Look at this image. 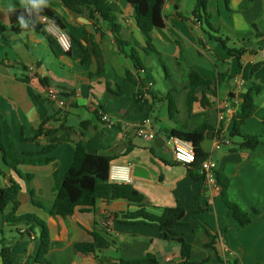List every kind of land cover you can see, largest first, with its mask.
Returning a JSON list of instances; mask_svg holds the SVG:
<instances>
[{
	"label": "crops",
	"instance_id": "obj_1",
	"mask_svg": "<svg viewBox=\"0 0 264 264\" xmlns=\"http://www.w3.org/2000/svg\"><path fill=\"white\" fill-rule=\"evenodd\" d=\"M195 5L196 0H167L165 27L152 31L150 45L128 0L111 3L118 33L98 14L92 17L82 7L48 0L46 8L61 19L72 40V50L59 56L41 35H0V41L4 37L10 44L0 42V113L10 122L15 156L38 159L26 154L40 152L55 139L65 140L48 155L54 160L48 165L6 166L0 152V189L10 182L21 189L16 211L10 204L2 216L33 215L47 223L51 240L46 262L39 263L40 229L35 224L5 223L0 217V253L9 247L12 264H123L148 258L159 264H184L181 246L168 240L164 231L123 221V213L138 210L124 199L100 200L90 212L77 211L68 218L50 215L57 194L55 172L64 180L83 122H89L84 131L87 152L111 159L109 178L112 167L130 169L129 180L111 183L131 185L146 198L151 213L184 208V224L174 231L192 247L189 264H264V0H209L210 32L193 15ZM12 6L16 8V0H0V24L9 25ZM213 36L226 38L228 48L241 54L229 53ZM116 37L125 46L120 48ZM191 70L210 85L196 89L190 108ZM155 71L164 74L160 89L155 88ZM254 86L263 91L242 134L259 136L261 146L245 151L231 133L243 97ZM50 89L61 93L63 106L49 98ZM170 99L175 101L173 115ZM225 100L231 111L221 119L218 102ZM48 118L52 119L44 131L52 134L37 142L23 140ZM137 124L161 139L158 146L155 140L137 136ZM203 124L210 127L201 144L207 160L229 179V200L252 216L244 228L229 214L218 184L209 188L174 159L172 132H193ZM93 232L110 246L82 254L77 246L92 243Z\"/></svg>",
	"mask_w": 264,
	"mask_h": 264
},
{
	"label": "trees",
	"instance_id": "obj_2",
	"mask_svg": "<svg viewBox=\"0 0 264 264\" xmlns=\"http://www.w3.org/2000/svg\"><path fill=\"white\" fill-rule=\"evenodd\" d=\"M65 7L79 6L89 10L94 14H98L105 22L109 23L118 33L119 27L116 25V19L113 14L111 3L115 0H61ZM130 5L134 8L136 20L139 28L148 38L150 45L151 33L155 29H162L165 27L164 7L167 0H128ZM209 0H196L193 15L197 17L199 22H204L207 27L213 30L210 22V14L208 11ZM24 12L20 6V2L16 0V8L10 11L9 25L0 24V35H5L7 32L16 35L35 33L43 36L51 46L56 56L62 55L61 50L56 40L47 31L46 25L43 24L42 18L50 19L60 29L66 31L65 24L61 19L49 8H42L40 12L31 10L24 12L27 28L23 29L18 23L17 17ZM214 39L220 42L229 53L241 54V50H233L228 48L226 39L222 37L213 36ZM117 44L120 48L125 46L124 41L116 37ZM1 43L10 45L3 37ZM156 53V52H155ZM159 56V54H158ZM137 64V61H136ZM139 65V64H138ZM136 66L139 69V66ZM26 69V68H24ZM21 81L29 82L28 78H22ZM210 81L202 79L194 70L188 74V86L191 93L188 99V105L191 108L195 101V91L200 87L209 86ZM263 89L258 86L250 88L244 95L242 103L236 117L234 118L232 137L240 138V149L245 151H257L261 146V139L259 136L243 135L242 127L245 122L250 119L256 111V97L262 93ZM175 112V101L170 99V113ZM52 118H48L39 128L33 131L30 138H25L24 141L37 142L42 136L52 134L51 131H44L47 123ZM89 122L82 123V138L76 143L73 163L65 175L64 180L57 177L55 172V192L56 200L53 208L49 211L52 217L68 218L73 216L77 211L90 212L100 200L115 201L124 199L129 203L138 207L135 212L123 213V221L125 223L146 224L159 228L166 233L168 240L175 241L181 246V255L184 259V264H189L191 245L182 237H179L174 231L177 227L184 224L186 211L181 205L176 208L165 209L161 215L151 213L147 210L148 202L146 198L136 191L128 184H114L110 182V166L111 159L98 154H89L86 149L85 129ZM63 127V126H61ZM210 129L208 124H203L198 129L189 133H180L173 131L172 137L175 139L185 140L192 144L194 152L196 153V164L190 167L189 173L195 180H203V176L198 173L199 164L207 159L206 154L201 148L205 133ZM64 139H55L50 144L46 145L40 152L34 154H26L28 158L40 157L38 159H19L14 154L15 140L13 131L9 120L6 116L0 113V152L3 154V162L6 166L17 167L20 164L28 165H48L54 160L48 157ZM45 156V158H43ZM0 173H2L0 171ZM217 184L220 188V193L225 205L228 208L229 214L237 221L240 227L244 228L252 223V216L248 212L242 211L236 204L232 203L228 198L229 179L223 174L216 172ZM20 186L15 182H10V186L0 189V217L5 223L18 224H35L40 229V249L37 260L39 263L46 262V256L50 250V231L45 221L38 219L33 215L16 217L14 213L7 216H2L5 209L10 204H14V212L18 207V196L20 193ZM256 213V211L254 210ZM197 212L192 213L195 218ZM168 234L172 235L170 238ZM92 243H82L77 246L78 251L82 254H93L97 251L108 249L109 242L99 233H92ZM4 264H12L10 260V248L4 247L0 253ZM123 264H159L154 258H148L146 261L133 262ZM234 264H238L235 262Z\"/></svg>",
	"mask_w": 264,
	"mask_h": 264
},
{
	"label": "built area",
	"instance_id": "obj_3",
	"mask_svg": "<svg viewBox=\"0 0 264 264\" xmlns=\"http://www.w3.org/2000/svg\"><path fill=\"white\" fill-rule=\"evenodd\" d=\"M43 24L46 25L47 31L51 34V36L56 40L57 44L61 48V50L65 53H68L72 50V40L69 35L62 29H60L57 25H55L50 19L44 17L42 18ZM61 93L56 89H50L49 98L55 102H57L60 106L64 104L59 100V96ZM218 107L220 110V118L224 119L225 113L231 111L229 102L227 100L218 102ZM240 107V106H239ZM103 120L108 121V118L103 116ZM138 137L143 138L145 140H155L156 135L154 132L147 129L144 124H137L133 126ZM228 145L229 142H227ZM173 152L174 159L177 163L192 167L196 164L197 158L196 153L194 152L193 146L191 143L181 140L175 139L173 140ZM111 171L113 174L110 177L111 181L114 180H129V167L118 168L112 167ZM198 171L201 176H203V180L206 185L211 188H217V178H216V164L210 160L202 161L198 166Z\"/></svg>",
	"mask_w": 264,
	"mask_h": 264
},
{
	"label": "clouds",
	"instance_id": "obj_4",
	"mask_svg": "<svg viewBox=\"0 0 264 264\" xmlns=\"http://www.w3.org/2000/svg\"><path fill=\"white\" fill-rule=\"evenodd\" d=\"M48 0H20V6L24 9V12L31 10H37L40 12L42 8L47 7ZM14 6L10 7V11H14ZM24 12L21 13L17 19L21 28L26 29L27 23L25 21Z\"/></svg>",
	"mask_w": 264,
	"mask_h": 264
},
{
	"label": "rangeland",
	"instance_id": "obj_5",
	"mask_svg": "<svg viewBox=\"0 0 264 264\" xmlns=\"http://www.w3.org/2000/svg\"><path fill=\"white\" fill-rule=\"evenodd\" d=\"M205 24V23H204ZM206 29L205 30H208L209 32H210V30L207 28V26H204ZM226 39V38H225ZM40 49H41V52H43L45 55H49L50 53H49V51H47L46 49H44L43 47H40ZM22 72V71H21ZM153 75V78L155 79V81H156V86H155V88H158V89H160L161 87H162V82H161V79H160V77H163L164 76V74H163V72H154V73H152Z\"/></svg>",
	"mask_w": 264,
	"mask_h": 264
},
{
	"label": "water",
	"instance_id": "obj_6",
	"mask_svg": "<svg viewBox=\"0 0 264 264\" xmlns=\"http://www.w3.org/2000/svg\"><path fill=\"white\" fill-rule=\"evenodd\" d=\"M160 140H161L160 138H158V139L155 140V143H156L157 146H158V142H159Z\"/></svg>",
	"mask_w": 264,
	"mask_h": 264
}]
</instances>
